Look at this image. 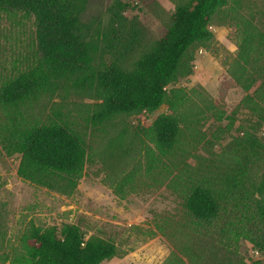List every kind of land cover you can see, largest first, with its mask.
I'll return each instance as SVG.
<instances>
[{
  "label": "rangeland",
  "instance_id": "1",
  "mask_svg": "<svg viewBox=\"0 0 264 264\" xmlns=\"http://www.w3.org/2000/svg\"><path fill=\"white\" fill-rule=\"evenodd\" d=\"M114 1L90 0L84 20L95 26L105 23ZM120 1L129 4L125 15L143 29L141 41L123 63L130 68L165 34L176 7L187 0ZM237 11L245 22L264 31V0H230L228 14ZM229 23L223 15L215 17L211 26L214 40L192 47L193 73L171 85L186 88L193 96L185 114L189 120L194 118L173 159H156L152 144L136 130L139 124L151 123L166 112V105L145 118L123 115L95 128L91 117L99 101L89 95L61 90L33 105V117L65 122L83 133L90 157L77 190L67 196L19 177L20 155L6 156L0 143V264H10L20 253L31 225L61 228L65 223L78 224L85 239L117 244V254L101 264L264 261L250 241L234 239V225L228 221L236 212L224 211L207 231L202 227L195 232L192 228L197 227L182 197L191 180L219 178L228 171L233 174L238 158L230 148L236 137L248 131L264 145V121L259 123L247 108H239L247 93L230 73L237 64L240 40L236 26ZM38 56L35 17L0 10V87L31 68ZM5 118L0 106V123ZM242 180L244 190L256 191V196L259 189L264 191V147Z\"/></svg>",
  "mask_w": 264,
  "mask_h": 264
},
{
  "label": "trees",
  "instance_id": "2",
  "mask_svg": "<svg viewBox=\"0 0 264 264\" xmlns=\"http://www.w3.org/2000/svg\"><path fill=\"white\" fill-rule=\"evenodd\" d=\"M89 2L0 0V10L35 17L37 61L0 87V106L6 112L0 123V143L6 156L20 155L17 174L23 180L67 196L79 186L90 157L86 136L65 122L43 120L31 113L44 96L68 89L99 101L91 117L93 128L123 115L145 118L166 105V112L136 130L152 144L156 159H173L194 118L189 120L185 114L193 96L186 88L171 85L193 73L192 47L214 40L211 26L218 15L236 26L240 40L237 64L230 71L247 93L239 108H247L259 123L264 121V31L245 22L238 11L228 14L230 0L179 4L165 34L130 68L123 63L141 41L143 29L125 15L129 4L114 1L107 21L95 26L83 18ZM263 147L256 135L245 132L231 142L230 150L238 158L233 174L228 171L219 178L191 180L184 187L182 197L195 232L202 227L207 231L224 211L236 212L228 221L234 225V239L244 237L264 255V191L259 189L256 196V191H246L241 185L243 174ZM117 252L113 240L85 239L75 223L61 228L31 225L23 236L22 250L10 264H101Z\"/></svg>",
  "mask_w": 264,
  "mask_h": 264
}]
</instances>
